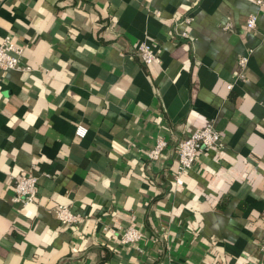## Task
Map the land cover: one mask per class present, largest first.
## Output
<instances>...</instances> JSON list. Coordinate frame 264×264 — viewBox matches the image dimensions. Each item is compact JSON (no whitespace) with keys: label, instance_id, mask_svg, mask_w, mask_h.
Returning a JSON list of instances; mask_svg holds the SVG:
<instances>
[{"label":"crops","instance_id":"0c3cea01","mask_svg":"<svg viewBox=\"0 0 264 264\" xmlns=\"http://www.w3.org/2000/svg\"><path fill=\"white\" fill-rule=\"evenodd\" d=\"M256 1L0 0V42L24 47L30 68L0 72V264H264ZM142 43L159 63L142 65ZM207 124L222 146L200 150L175 186L176 145ZM23 174L38 178L27 206L13 201ZM58 206L82 221L62 225ZM129 225L137 245L119 243Z\"/></svg>","mask_w":264,"mask_h":264},{"label":"built area","instance_id":"2783aa9c","mask_svg":"<svg viewBox=\"0 0 264 264\" xmlns=\"http://www.w3.org/2000/svg\"><path fill=\"white\" fill-rule=\"evenodd\" d=\"M256 5L263 7L264 0H257ZM257 15L251 14L246 21V28L252 31L256 27ZM191 23V18L184 20V25L187 27ZM181 38L183 41L189 39L187 29L182 32ZM24 47L18 45L10 37L5 38L0 42V72H8L11 70L29 71L30 68L23 67L21 56L23 55ZM135 56L142 65L149 67L154 63H159V57L147 43L140 44L135 50ZM247 58L245 56L238 60L240 69L239 78H243L242 71L246 67ZM227 88H231L229 85ZM88 133V129L82 125L76 127V136L84 138ZM222 146V134L213 124H207L205 127L196 129L188 137L182 139L176 145V169L173 173L172 183L175 186H183V177L189 171L197 159L198 153L202 149H219ZM167 147L166 140L159 138L154 146L147 152V158L150 161H157ZM13 201L18 204L27 206L35 203L38 199V178L33 175L23 174L15 179L13 186ZM57 219L62 225H75L82 221V218L74 214L68 206H58L55 209ZM133 219V218H132ZM264 222V215H263ZM143 232L134 225H129L119 235V243L121 245H137L144 239ZM264 249V241L261 244Z\"/></svg>","mask_w":264,"mask_h":264}]
</instances>
